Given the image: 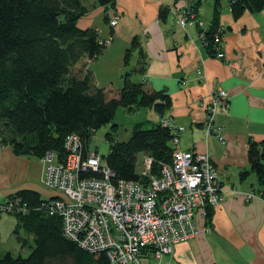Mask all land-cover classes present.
<instances>
[{
    "label": "crops",
    "instance_id": "crops-1",
    "mask_svg": "<svg viewBox=\"0 0 264 264\" xmlns=\"http://www.w3.org/2000/svg\"><path fill=\"white\" fill-rule=\"evenodd\" d=\"M84 2L91 9L78 20V26L95 27L100 38L113 36L104 52L88 64L98 85L121 87L123 74L139 67L137 50L129 66L124 63L126 50L138 37L147 65L144 72L133 74V80L143 81L149 90L170 94L172 107L162 119H169L174 127H184L179 147L208 152L219 171L224 199L214 207L212 225L206 226L205 218L199 217L204 230L176 244L165 259L173 264H264V198L257 197L264 192V184L251 170L248 157L249 139L264 141V10L247 11L235 19L227 0H222L225 58L219 59L210 54L198 25L180 26L176 17L178 4L194 8L208 28L214 0H116L114 9L108 11L96 0ZM163 9L167 10L164 18ZM106 12L110 19L117 17L115 26L105 20ZM218 86L229 92L228 105L219 107L214 116L224 141L205 128L208 113L204 103ZM243 171L250 173L242 178ZM44 174L40 157L18 155L11 146L0 143V201L23 189L37 192L41 199L55 196L44 185ZM247 193L258 195L248 199ZM17 224L16 218L11 227L15 229ZM19 235L23 247L19 253L24 250L28 256L33 237L24 229Z\"/></svg>",
    "mask_w": 264,
    "mask_h": 264
},
{
    "label": "trees",
    "instance_id": "trees-1",
    "mask_svg": "<svg viewBox=\"0 0 264 264\" xmlns=\"http://www.w3.org/2000/svg\"><path fill=\"white\" fill-rule=\"evenodd\" d=\"M96 1L107 11L114 9L116 3ZM227 2L235 19L247 11L264 10V0ZM90 9L84 0H0V143L11 146L18 155L41 158L47 151H55L63 160L65 139L73 133L80 138L85 158L91 151L92 134L111 124L112 131L105 134L109 153L102 156L115 174L113 181L139 180L142 174L138 166L144 154L152 157V172L159 174L164 164L172 162L175 148L174 129L162 122L172 107V98L166 90H149L143 81L133 80V74L144 72L147 65V54L138 37L126 50L124 63L129 66L132 53L137 50L139 67L123 74L121 87L98 85L88 64L104 52L106 43L95 27L78 26V20ZM222 10V0H214L209 27H200L202 40L212 55L216 53L214 44ZM166 12L162 10V18ZM105 20L110 21L108 12ZM119 107L131 112L152 108L161 119L137 122L131 136L119 140L114 134ZM248 157L251 170L264 184V141L250 138ZM249 173L243 171L241 177ZM88 174L99 176L93 170ZM8 198L26 205V211L16 215L14 233L21 241L19 233L24 229L33 237V244L28 256L7 252L0 264H109L104 252L90 253L63 234L62 217L45 207L47 198L41 199L29 189ZM214 207L205 208L206 226L212 225Z\"/></svg>",
    "mask_w": 264,
    "mask_h": 264
},
{
    "label": "built area",
    "instance_id": "built-area-1",
    "mask_svg": "<svg viewBox=\"0 0 264 264\" xmlns=\"http://www.w3.org/2000/svg\"><path fill=\"white\" fill-rule=\"evenodd\" d=\"M178 6L180 26L196 24L205 28L192 8ZM117 23L116 16L110 19L111 26ZM225 29L220 24L216 32L214 56L219 59L225 58ZM102 40L110 44L113 36ZM228 103L229 92L221 86L204 103L208 113L205 128L222 141L225 136L221 127L215 126L214 116L219 107ZM162 122L175 132L172 162L155 174L152 157L144 154L139 180L113 181L115 174L103 156L89 151L83 158L80 138L73 133L65 139L63 160L55 151L43 156V183L55 192V196L44 201L45 207L62 217L67 238L90 253L104 252L109 264H173L166 256L173 253L176 244L198 236L204 230L199 217H205L206 206H217L224 199L219 171L211 155L179 147L184 127H174L167 118ZM90 170L99 176L88 174ZM257 195L247 193L246 197ZM257 197L264 198V192ZM25 211L26 205L22 206L19 199L0 201V212Z\"/></svg>",
    "mask_w": 264,
    "mask_h": 264
},
{
    "label": "rangeland",
    "instance_id": "rangeland-1",
    "mask_svg": "<svg viewBox=\"0 0 264 264\" xmlns=\"http://www.w3.org/2000/svg\"><path fill=\"white\" fill-rule=\"evenodd\" d=\"M212 1V0H208ZM111 44V43H110ZM106 44V46L110 45ZM161 119V116L152 108L141 107L135 112H128L123 107H119L116 111L115 121L118 123L117 132L114 134L118 137L119 140H127L131 134L135 122L151 120L158 121ZM111 124L103 126L102 128L96 130L90 140L89 148L91 151H97L100 155L106 156L109 153L110 143L106 139L105 134L110 132ZM142 157H140L141 159ZM42 163L44 165V171L46 169L43 157H41ZM141 161V160H140ZM142 161L138 166V171L142 168ZM45 177V174H44ZM44 180V179H43ZM0 234H1V245H0V258L8 251L14 252L16 255L21 254L25 256V251L19 253V249H22L21 242H19L17 236L14 234V227H11L12 224L16 222V212H0ZM22 231L21 235H24ZM18 248L17 250V247ZM167 257V256H166Z\"/></svg>",
    "mask_w": 264,
    "mask_h": 264
}]
</instances>
